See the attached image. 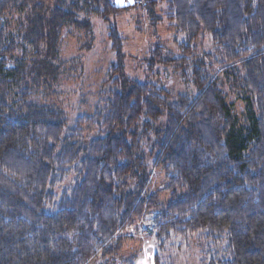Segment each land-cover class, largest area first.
I'll return each instance as SVG.
<instances>
[{"label": "trees", "instance_id": "trees-1", "mask_svg": "<svg viewBox=\"0 0 264 264\" xmlns=\"http://www.w3.org/2000/svg\"><path fill=\"white\" fill-rule=\"evenodd\" d=\"M157 2L135 5L157 19ZM160 3L184 38L177 54L154 43L146 63L173 70L183 92L127 76L112 19L131 6L0 0V264H114L126 231L147 215L161 253L198 236L205 264H264V0ZM81 15L109 24L115 61L107 96L62 139L64 113L34 99L31 70L41 47ZM205 37L213 49L203 55ZM231 93L246 104L243 124ZM163 116L150 155L167 202L150 194L140 154Z\"/></svg>", "mask_w": 264, "mask_h": 264}, {"label": "rangeland", "instance_id": "rangeland-1", "mask_svg": "<svg viewBox=\"0 0 264 264\" xmlns=\"http://www.w3.org/2000/svg\"><path fill=\"white\" fill-rule=\"evenodd\" d=\"M141 0H116L119 7L132 8L124 10L114 17L117 27L124 38V52L126 54V71L130 79H150L160 81L163 86L173 92H183L184 82L173 70L162 67L154 68L150 72L146 59L148 51L156 42H161L168 51L177 54L176 40L181 41L184 35L166 18V6L160 0L155 6L154 19L149 12L139 4ZM135 6V7H133ZM159 17V18H158ZM78 25L67 26L59 35L57 42L54 39L49 48L41 47V53L32 56L38 61L31 70L32 92L38 102L55 104L64 113L65 139L74 127L78 116L94 113L97 104L102 101L110 89L108 71L115 61V53L111 49L108 39V23L92 15L78 17ZM198 48L212 53V44L208 38L198 40ZM29 51V53H30ZM14 62V61H13ZM11 61V65H13ZM186 85V84H185ZM192 89L190 88V91ZM235 102L234 115L241 124L247 121L246 104L236 100L233 93L230 102ZM166 124L163 116L154 126L150 140L144 142L141 155L146 158L147 172L151 170L150 194H159L162 201L168 200L164 193L165 175L161 169L153 167L156 152L151 151L157 140L155 133ZM155 156V157H154ZM152 216L147 215L126 231L127 241L119 258L114 264H125L128 259L136 256L135 264H156V255L161 264H205L202 261L208 246L198 236L191 237L187 243L176 242L174 249L161 253L155 236L151 232ZM95 261L92 264H99Z\"/></svg>", "mask_w": 264, "mask_h": 264}]
</instances>
